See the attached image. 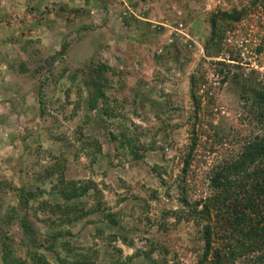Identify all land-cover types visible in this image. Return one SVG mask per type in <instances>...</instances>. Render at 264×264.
<instances>
[{
  "label": "rangeland",
  "instance_id": "obj_1",
  "mask_svg": "<svg viewBox=\"0 0 264 264\" xmlns=\"http://www.w3.org/2000/svg\"><path fill=\"white\" fill-rule=\"evenodd\" d=\"M263 81L264 0H0V264H197Z\"/></svg>",
  "mask_w": 264,
  "mask_h": 264
},
{
  "label": "trees",
  "instance_id": "obj_2",
  "mask_svg": "<svg viewBox=\"0 0 264 264\" xmlns=\"http://www.w3.org/2000/svg\"><path fill=\"white\" fill-rule=\"evenodd\" d=\"M242 17V12L236 10L212 14L209 41L216 42L219 52L222 47L217 21L235 22ZM222 63L217 62L221 66ZM252 93L256 104L264 109V88L253 89ZM209 187L212 193L201 203V213L213 220V226L207 224L203 228V253L197 264H234L238 260L264 264V134L248 141L237 159L213 171ZM85 191L87 188L81 189ZM214 228L220 241L217 246L213 244Z\"/></svg>",
  "mask_w": 264,
  "mask_h": 264
},
{
  "label": "built area",
  "instance_id": "obj_3",
  "mask_svg": "<svg viewBox=\"0 0 264 264\" xmlns=\"http://www.w3.org/2000/svg\"><path fill=\"white\" fill-rule=\"evenodd\" d=\"M223 58H218V62H227V63H238L237 61L235 62L234 60H232L230 58V55L228 52H224V54H222ZM243 56V53H240V58ZM233 65V64H231Z\"/></svg>",
  "mask_w": 264,
  "mask_h": 264
}]
</instances>
